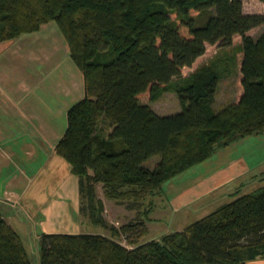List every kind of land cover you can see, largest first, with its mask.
Masks as SVG:
<instances>
[{"label":"trees","instance_id":"1","mask_svg":"<svg viewBox=\"0 0 264 264\" xmlns=\"http://www.w3.org/2000/svg\"><path fill=\"white\" fill-rule=\"evenodd\" d=\"M131 3L0 0V42L49 21L60 25L83 74L84 94L68 108L55 152L78 177L80 213L110 231L109 236L43 233L38 264H254L264 256V184L236 193L181 231L139 244L147 231L144 220L116 229L94 217L95 203L102 208L97 183L110 196H134L129 207L138 208L142 198L218 147L264 132V34L257 39L248 34L264 23V13L245 12L241 0H144L129 8ZM235 40L240 45L234 54L199 63L175 88L178 112L160 115L140 102L181 78L207 50ZM231 66L238 68L237 100L215 110L218 83ZM156 155L159 162L146 167ZM125 186L134 189L121 191ZM118 234L135 245L118 242ZM0 264H32L1 212Z\"/></svg>","mask_w":264,"mask_h":264},{"label":"rangeland","instance_id":"2","mask_svg":"<svg viewBox=\"0 0 264 264\" xmlns=\"http://www.w3.org/2000/svg\"><path fill=\"white\" fill-rule=\"evenodd\" d=\"M142 1L144 0H132L128 6L131 8L134 5H140ZM241 1L245 12L264 13V0ZM167 11L170 12L168 14L171 20L177 22L176 15L170 10ZM249 34L255 39L264 34V23L252 28ZM67 45L60 25L54 20L42 24L34 32L0 42V153H53L52 141L59 140L61 129L63 126L66 127L64 114L67 112L62 110L67 101L72 98V94L70 96L69 93L80 91L81 94L82 90V74L80 72L76 78L77 67L71 60ZM239 45V41L235 40L231 46L207 50L192 68L183 70L181 78H174L166 89L152 96L143 97L140 102L149 104L160 115L178 112L180 105L175 88L183 84L184 79L193 72V68L213 58L230 56ZM234 62L237 65L236 59L232 61ZM234 67L231 66L230 71L223 74L226 79L218 83L216 101L212 105L215 110L222 108L226 102L232 103L237 100V78L234 77ZM73 68L75 69L72 73L73 79L71 78V84L68 85L65 79H68ZM227 74L229 76H226ZM226 83L227 86H225ZM40 118H44L47 126L40 125L39 121L42 123ZM53 129L57 133H53L50 140L48 132ZM238 140L240 142H237L236 146L231 145L229 149L221 150ZM230 144L215 150V152L218 149V152L224 151L222 156L216 153L207 161L164 182L159 190L142 198L138 208L129 207V204L134 201V196L131 197L127 192L123 197L113 192L110 196L103 184L97 183L96 196L97 200L102 202V208L100 209L97 202L95 203L96 221L102 219L106 222L107 228L112 226L119 229L129 221L142 219L146 222L147 231L135 243H144L160 239L168 232L181 231L190 223L213 211L222 202L231 201L235 197L227 192L234 191L235 188L240 195L262 186L264 184L262 178L264 176V132L249 138L237 139ZM232 159L239 162L243 160L250 166H255L249 168L223 191L218 189L206 194L204 190L189 189L198 179L213 174ZM159 160L160 156L156 155L146 160L144 165L152 169ZM259 163L261 164L258 165ZM132 189H134L132 186H125L121 191L132 192ZM82 219L89 221L81 226L83 230L100 234L105 231V234L110 235L109 229L104 230L100 226H95L89 217L82 215ZM114 239L128 248L135 245L129 243L122 234L115 235ZM29 242L32 240H28V244ZM36 258L35 248L34 253L30 254L32 264H37ZM261 259L256 258L252 262L264 263Z\"/></svg>","mask_w":264,"mask_h":264},{"label":"crops","instance_id":"3","mask_svg":"<svg viewBox=\"0 0 264 264\" xmlns=\"http://www.w3.org/2000/svg\"><path fill=\"white\" fill-rule=\"evenodd\" d=\"M234 69V77L237 78V66ZM73 72H75L74 68L71 69L68 79H65L68 85L71 84L73 79ZM80 72L77 67L76 78H78ZM226 76L229 75L227 74ZM224 78L222 77L221 80ZM81 84V94L80 91H70L69 95L71 96L72 94V98L67 101L62 111L67 112L73 103L83 97V74ZM227 85L226 83L225 86ZM234 87H236V84H234ZM228 103L230 102H226L224 105ZM64 116V125L66 126V114ZM43 119L40 118L42 121V123L39 121L40 125L47 126L46 121ZM64 130L65 127L63 126L60 137ZM53 133L55 134L57 131L53 129L48 132L50 140ZM60 137L58 138L60 139ZM57 141L58 139L52 141L53 153H0V212L6 223L19 235L29 258L36 248L37 264L40 257L39 238L43 233H94L87 232L81 227L84 223H89V221L83 220L79 211L78 177L71 172L68 162L55 152ZM237 142L239 143L240 140L221 148V150L229 149L231 145L236 146ZM218 150L212 156L216 153L218 156L224 154V151L218 152ZM254 166H250L243 160L239 162L232 159L229 163L218 168L213 174L206 178L198 179L189 189L204 190L206 194L218 189L223 191L226 186L235 182L238 177L246 173L249 168H254ZM227 193L233 196L236 193L238 194V189L235 188L234 191ZM101 234H105V231ZM30 239L32 242L28 244ZM258 258L264 260V256Z\"/></svg>","mask_w":264,"mask_h":264}]
</instances>
